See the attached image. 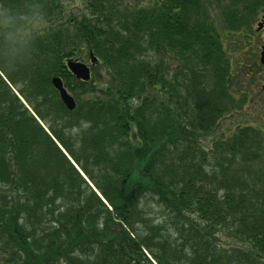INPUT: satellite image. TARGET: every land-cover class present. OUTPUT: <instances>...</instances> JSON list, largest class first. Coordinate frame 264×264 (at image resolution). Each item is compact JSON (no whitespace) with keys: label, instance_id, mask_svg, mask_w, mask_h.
<instances>
[{"label":"trees","instance_id":"obj_1","mask_svg":"<svg viewBox=\"0 0 264 264\" xmlns=\"http://www.w3.org/2000/svg\"><path fill=\"white\" fill-rule=\"evenodd\" d=\"M79 10L0 0V264H264L263 126L212 138L264 0ZM89 51L82 82L65 60Z\"/></svg>","mask_w":264,"mask_h":264},{"label":"rangeland","instance_id":"obj_2","mask_svg":"<svg viewBox=\"0 0 264 264\" xmlns=\"http://www.w3.org/2000/svg\"><path fill=\"white\" fill-rule=\"evenodd\" d=\"M85 1L86 0H63V5L67 7V9H70L72 13H76L82 11L79 9L83 7V3ZM260 17L254 22L252 26V34L255 35V37L254 40H252L251 45L254 47L255 53H258L260 51V47L264 43V30L258 35H256L257 33H255L258 30V23H262L264 28V22H261ZM249 63L250 65L247 71V73L249 74L245 78L238 77L234 85L231 86L232 89H235L237 92H243V94L246 95V101L243 106L235 110L236 112L233 111V114L230 117L220 122L214 135H212V138H215V135H217L220 130H227L232 122H236L238 123V125L240 124L242 126L243 124H246L255 129H257V127H260V125H264V93H262L260 90L262 80H264V75L263 71L259 69L260 65L258 63L257 56H255L254 59L252 57ZM148 204L153 214L158 213V209L154 206V204H152V202H148Z\"/></svg>","mask_w":264,"mask_h":264},{"label":"water","instance_id":"obj_3","mask_svg":"<svg viewBox=\"0 0 264 264\" xmlns=\"http://www.w3.org/2000/svg\"><path fill=\"white\" fill-rule=\"evenodd\" d=\"M261 28V24L258 25V30ZM262 51L260 53V63L264 65V46L261 47ZM90 64L94 65L96 63V58L93 56L92 52H89ZM66 69L69 71L71 75H73L77 80L82 82H87L90 79V68L89 66L78 60H67L66 61ZM52 87L57 91L58 96L64 107L68 111H72L75 109L76 102L74 98L67 93L66 89L63 86V83L59 77H53L51 79ZM264 89V85L261 87Z\"/></svg>","mask_w":264,"mask_h":264},{"label":"flooded vegetation","instance_id":"obj_4","mask_svg":"<svg viewBox=\"0 0 264 264\" xmlns=\"http://www.w3.org/2000/svg\"><path fill=\"white\" fill-rule=\"evenodd\" d=\"M261 22H264V14L263 15H261ZM263 30H264V28H263V24L261 23V28L259 29V30H257L255 33H257L256 35H258V34H260L261 32H263ZM254 37H255V35H250V38L247 40V44H249V45H251L252 44V40H254ZM263 45H264V43H263ZM262 46V45H261ZM259 53H260V51L258 52V53H255V50L253 51V56H249L248 58H249V61H250V59L253 57V59L255 58V56H257V58H258V63H259ZM248 61V62H249ZM258 65V64H257ZM260 65V66H259ZM258 66H259V69L260 70H262L263 71V75H264V66L263 65H261V64H259ZM249 73H247V75H248ZM246 75V74H245ZM246 75V76H247ZM245 76V77H246ZM244 77V78H245ZM250 81V80H249ZM264 84V80H262V85ZM261 85V86H262ZM260 90H261V92L262 93H264V89H262L261 87H260ZM248 94V93H247ZM263 127H264V125H263Z\"/></svg>","mask_w":264,"mask_h":264}]
</instances>
